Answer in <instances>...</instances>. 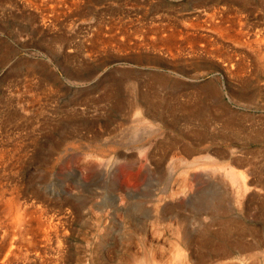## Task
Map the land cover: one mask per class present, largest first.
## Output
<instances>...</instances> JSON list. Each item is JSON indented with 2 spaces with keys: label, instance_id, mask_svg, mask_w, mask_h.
<instances>
[{
  "label": "rangeland",
  "instance_id": "rangeland-1",
  "mask_svg": "<svg viewBox=\"0 0 264 264\" xmlns=\"http://www.w3.org/2000/svg\"><path fill=\"white\" fill-rule=\"evenodd\" d=\"M0 150V264H264V0H0Z\"/></svg>",
  "mask_w": 264,
  "mask_h": 264
},
{
  "label": "bare ground",
  "instance_id": "bare-ground-1",
  "mask_svg": "<svg viewBox=\"0 0 264 264\" xmlns=\"http://www.w3.org/2000/svg\"><path fill=\"white\" fill-rule=\"evenodd\" d=\"M219 11V10H218ZM45 13V12H44ZM208 16V15H207ZM222 18V17H221ZM215 19V18H214ZM205 21V20H204ZM194 22V21H193ZM186 23V22H185ZM212 23V25H213V22H211ZM210 23V24H211ZM194 24H196V23H194ZM193 24V26H196V25H194ZM217 24L218 23H216V26H217ZM199 25H200V23H199ZM219 25V24H218ZM221 25H222V23H221ZM183 26V25H182ZM213 27V29L215 28L216 29V27L215 26H212ZM224 27V26H223ZM191 28V27H190ZM210 28V27H209ZM219 29H220V27H218ZM217 28V29H218ZM163 29V28H162ZM212 29V30H213ZM223 29H225V28H223ZM222 29V30H223ZM230 29V28H229ZM173 30H174V27H173ZM221 30V31H222ZM169 31V30H168ZM178 31V30H177ZM220 31V30H219ZM226 31H228V30H226ZM225 31V32H226ZM184 32V31H183ZM194 32V31H193ZM236 32V31H235ZM161 33H163V32H161ZM170 33V32H169ZM171 33H172V31H171ZM166 34V35H168V37L167 36H165L164 38H166V44H169V48H172L174 45H172V40H173V34ZM178 33V32H177ZM186 33V32H185ZM229 33V32H228ZM228 33H227V35H228ZM160 34V33H159ZM183 34V33H182ZM189 34V33H188ZM187 34V35H188ZM231 34V33H230ZM235 34V33H234ZM175 35V34H174ZM186 35V36H187ZM210 35V34H209ZM222 35V34H221ZM241 35V34H240ZM162 36V35H161ZM181 37H182V35H180ZM207 36V35H206ZM205 36V37H206ZM232 36V35H231ZM178 37V36H177ZM213 37V36H212ZM234 37V36H233ZM158 39L160 38H162V37H157ZM218 38V37H217ZM229 38V37H228ZM159 39V40H160ZM176 39V38H175ZM189 40H190V38H188ZM196 39V38H195ZM226 39V38H225ZM230 39V38H229ZM232 39V38H231ZM158 40V41H159ZM164 40V39H163ZM194 40V39H193ZM199 40V39H198ZM202 40V39H201ZM205 40H206V38H205ZM232 40H234V39H232ZM251 40V39H250ZM162 41V40H161ZM176 41V40H175ZM174 41V42H175ZM191 41V40H190ZM235 41H239L238 39L237 40H235ZM243 41V40H242ZM155 42V41H154ZM165 42V41H164ZM176 42H178V41H176ZM196 43H197V41H195ZM208 42V41H207ZM206 42V43H207ZM162 43V42H161ZM201 43V42H200ZM219 43V42H218ZM154 44V43H153ZM163 44V43H162ZM165 44V43H164ZM175 44V43H174ZM208 44V43H207ZM215 44V43H214ZM251 44V43H250ZM253 44V43H252ZM176 45V44H175ZM192 46H194V44H191ZM195 45H197V44H195ZM204 45H205V43H204ZM212 45V44H211ZM154 46V45H153ZM157 46V45H156ZM220 46V45H219ZM179 47V46H178ZM180 47H181V45H180ZM189 47V46H188ZM195 47V46H194ZM208 47V46H207ZM207 47H206V49H207ZM229 47V46H228ZM167 48V47H166ZM198 48V47H197ZM199 48H201V46H199ZM203 48H205V47H203ZM214 48H215V45H214ZM208 49H211V47L210 48H208ZM233 49V48H232ZM198 50V49H197ZM212 50V49H211ZM216 50H217V48H216ZM220 50H222V49H220ZM219 50V51H220ZM171 51H172V49H171ZM173 51H174V48H173ZM178 51V50H177ZM176 51V52H177ZM180 51V50H179ZM178 51V52H179ZM195 51V50H194ZM206 51V50H205ZM210 51V50H209ZM208 51V52H209ZM213 51V50H212ZM170 52V51H169ZM182 52V51H181ZM208 52H207V54H208ZM214 52V51H213ZM221 52V51H220ZM219 52V53H220ZM224 52V51H223ZM230 52H231V50H230ZM4 53V52H3ZM194 53V52H193ZM196 53V52H195ZM212 53V52H211ZM225 53V52H224ZM229 53V52H228ZM243 53V52H242ZM171 54H173L172 52H171ZM176 54V53H175ZM231 55H232V52L230 53ZM229 54V55H230ZM236 53H234V55H235ZM237 54H239V53H237ZM211 56V55H210ZM218 56V55H217ZM220 56V55H219ZM218 56V57H219ZM221 56H223V55H221ZM244 56V55H243ZM214 57V56H213ZM226 57V56H225ZM231 57V56H230ZM227 58H229V57H227ZM230 59V58H229ZM233 59V58H232ZM235 60V59H234ZM254 60V59H253ZM231 61V60H230ZM233 61V60H232ZM235 61H237L238 62V60H235ZM240 63V62H239ZM259 64V63H258ZM234 65V64H233ZM236 65V64H235ZM236 67L238 68V65H236L235 66V69H236ZM243 67V66H242ZM241 67V68H242ZM246 68V67H245ZM234 70V69H233ZM237 70H240V68H238ZM237 70H235V71H237ZM233 72V71H232ZM154 74V73H153ZM158 74V73H157ZM237 74V73H236ZM160 75V74H159ZM158 76V75H157ZM151 78H153V77H151ZM166 78V77H165ZM159 79V78H158ZM150 80V79H149ZM152 80V79H151ZM165 80V79H164ZM168 81V80H167ZM156 82H158V81H156ZM161 82H162V80H161ZM167 83V82H166ZM173 83V82H172ZM163 84V83H162ZM171 85V84H170ZM207 85H209V84H207ZM246 85V84H245ZM212 88V87H211ZM205 90V89H204ZM209 92V91H208ZM257 93V92H256ZM146 94V93H145ZM148 94V93H147ZM152 95V94H151ZM243 95V94H242ZM146 96V95H145ZM148 96V95H147ZM171 96V95H170ZM141 97V96H140ZM151 97V96H150ZM153 98H155L154 96H153ZM149 99V98H148ZM151 100H153V99H151ZM162 100V99H161ZM163 101V100H162ZM136 102V101H135ZM160 102V101H159ZM134 103V102H133ZM138 103V102H137ZM161 103V102H160ZM167 103V102H166ZM140 104V103H139ZM138 104V105H139ZM142 104H144V103H142ZM141 104V105H142ZM150 104H152L151 103V101H150ZM156 104V103H155ZM163 104V103H162ZM168 104V103H167ZM175 104V103H174ZM137 105V106H138ZM140 105V106H141ZM145 105V104H144ZM154 105V104H153ZM153 105H151V106H153ZM170 105V104H169ZM172 105V104H171ZM140 106H138V107H140ZM143 106V105H142ZM158 106V105H157ZM162 106V105H161ZM175 106V105H174ZM163 107V106H162ZM136 108V107H135ZM145 108V107H144ZM150 108V107H149ZM160 108V107H159ZM151 109V108H150ZM153 109V108H152ZM183 109V108H182ZM199 109V108H198ZM156 110V109H155ZM160 110V109H159ZM173 110V109H172ZM193 110V109H192ZM191 110V112H193ZM151 111V110H150ZM158 111V110H157ZM156 111V112H157ZM188 111V110H187ZM201 111V110H200ZM147 112H149V110L147 111ZM184 112H185V110H184ZM196 113V112H195ZM220 114V113H219ZM222 114V113H221ZM154 115V114H153ZM161 115V114H160ZM188 115H190L189 113H188ZM196 115V114H195ZM165 116V115H164ZM193 116V115H192ZM155 118H156V116H155ZM158 118V117H157ZM233 120V119H232ZM228 122H229V120H228ZM238 123V122H237ZM225 124V123H224ZM239 125H240V123H239ZM237 128V127H236ZM235 128V129H236ZM204 129V128H203ZM1 151V150H0ZM4 150H3V153H2V155L4 156ZM1 155V156H2ZM7 155V154H6ZM8 156V155H7ZM183 159V158H182ZM187 161V160H186ZM185 161V162H186ZM233 170V169H232ZM232 170H228L227 172L229 173V171H232ZM233 172V171H232ZM231 172V173H232ZM241 173V172H240ZM226 174V173H225ZM234 175H235V173H234ZM233 178H234V176H233ZM3 181V180H2ZM3 184H4V182H3ZM241 185V184H240ZM239 187V186H238ZM5 188V187H4ZM2 189V188H1ZM14 189V188H13ZM9 189H7V191H8ZM6 191V192H7ZM13 192H14V190H12ZM2 192H4L3 190H2ZM10 192V191H9ZM238 193V192H237ZM9 194V193H8ZM2 195V194H1ZM7 195V194H6ZM16 195V194H15ZM215 195H217V194H215ZM3 196V195H2ZM2 196H0V197H2ZM11 196V195H10ZM14 196V195H13ZM4 197V196H3ZM18 197V196H17ZM16 197V198H17ZM11 198V197H10ZM213 198V197H212ZM4 199L6 200V197H4ZM18 199V198H17ZM2 199H0V203H2V201H1ZM5 200H3L4 202H5ZM11 200V199H10ZM164 200V199H163ZM7 202H8V199H7ZM6 202V203H7ZM16 203V202H15ZM21 203V202H20ZM3 204V203H2ZM2 204H0V205H2ZM5 204V203H4ZM10 203L8 202L7 204H6V206H8V207H11L13 204H14V202H11V206L9 205ZM14 205H16V204H14ZM21 205H22V203H21ZM113 206V207H112ZM223 206L224 205H222L219 201H216L213 205H212V212L213 213H215V214H212V217H213V219H215L218 223H219V228H217L215 231H213L212 233H211V230L209 231L211 234H206V232L205 233H201V232H199L200 234H198V235H195V237H194V241H195V243L198 245V246H206V245H211V246H213V248H211V249H209V250H207V252H203L200 256H199V260H204L205 258H206V254H208V253H210L211 254V250H212V252H215V253H217V254H227V253H229L230 252V248L228 249V247H226V239H227V237H228V235H229V232H230V230H231V223L229 222V220L225 217V216H223L224 214H220L219 212H220V210H221V208H222V210H224L225 211V209L223 208ZM115 208V205H111L110 206V208ZM0 208H1V206H0ZM7 208V207H6ZM13 208V207H12ZM23 208V207H22ZM22 208L20 207V205H16L15 207H14V209H15V214H14V217H15V219H14V225H13V223H11V222H13V221H8L7 222V220H6V222L9 224V222L13 225V226H10V224L9 225H6V226H9V228L10 229H8L7 228V235H6V237L9 235V240L10 241H8L7 240V242H9L8 243V246L6 247V255H8V254H11V253H16L19 249H20V247H22V242H23V239H24V234L25 233H28V228H25V227H23V226H21V225H19L20 224V221L24 218V215H23V213H22V211L24 210H22ZM27 208V207H26ZM29 208V207H28ZM31 208H29V209H27V210H30ZM116 209V208H115ZM1 210H4V207L1 209ZM0 210V211H1ZM12 210V212H13V209H11ZM32 210V209H31ZM35 210V209H34ZM5 211V210H4ZM10 211V210H9ZM9 211H8V213H9ZM33 211V210H32ZM111 211V210H110ZM227 211V210H226ZM2 212L3 211H1V213H0V215L2 214ZM11 212V211H10ZM30 212V211H29ZM113 212V211H112ZM223 212V211H222ZM6 213H7V211H6ZM6 213H5V215H6ZM7 213V214H8ZM26 213V212H25ZM31 214V213H30ZM220 214V215H219ZM226 214H228L227 212H226ZM10 215V214H9ZM11 215H12V213H11ZM11 215H10V217H11ZM27 215H29V214H27ZM26 215V216H27ZM230 215V214H229ZM26 216H25V218H26ZM5 217V216H4ZM32 217V216H31ZM34 217V216H33ZM3 218V217H2ZM9 218V217H8ZM42 218V217H41ZM11 219V218H10ZM33 219H35V217L34 218H32V220ZM43 219V218H42ZM13 220V219H12ZM25 220V219H24ZM24 220H23V222H24ZM28 220L29 219H27V222H28ZM31 220V219H30ZM36 220V219H35ZM44 220V219H43ZM41 222H40V224L43 222L42 220H40ZM232 221V220H231ZM5 222V221H4ZM3 222V223H4ZM26 222V221H25ZM22 223V222H21ZM31 223V222H30ZM2 224V223H1ZM24 224H26V223H24ZM28 224H29V222H28ZM27 224V225H28ZM35 224V223H34ZM40 224H38V225H40ZM4 225V224H3ZM23 225V224H22ZM26 225V226H27ZM30 225V224H29ZM5 226V227H6ZM32 227V226H31ZM1 229H2V227H0ZM30 228V227H29ZM3 229H4V227H3ZM6 229V228H5ZM31 229V228H30ZM207 230H208V228H206ZM33 230V229H32ZM34 231V230H33ZM202 231V230H201ZM5 232V231H4ZM9 232V233H8ZM188 232V231H187ZM187 232L185 233L184 232V234H183V240H184V242H186V243H190L189 242V240H191V239H189L190 237H189V235L187 234ZM208 232V233H209ZM0 233H2V232H0ZM180 233V232H179ZM3 234V233H2ZM1 234V235H2ZM46 234V233H45ZM194 235V234H193ZM21 236H22V238H21ZM181 237V236H180ZM4 238H5V236H4ZM3 238V239H4ZM8 238V237H7ZM7 238H5V239H7ZM0 239H1V236H0ZM5 239H4V241H5ZM1 241V240H0ZM4 241L3 242H1V243H4ZM192 241V240H191ZM229 241V240H228ZM7 242H5V243H7ZM193 242V241H192ZM231 242V241H230ZM0 243V245H2ZM59 243V242H58ZM240 244V243H239ZM185 245V244H184ZM193 245V244H192ZM186 246V245H185ZM210 246V247H211ZM240 246H242V245H240ZM3 247V246H2ZM1 247V248H2ZM5 247V246H4ZM4 247H3V250H4ZM190 247V246H189ZM189 247H188V249H189ZM195 247V246H194ZM183 248V247H182ZM191 249V248H190ZM195 249V248H194ZM5 250H4V252H5ZM17 250V251H16ZM205 250V249H204ZM1 251V250H0ZM232 251V250H231ZM234 251H236V250H234ZM254 251V250H253ZM2 252V251H1ZM3 252V253H4ZM190 253H191V251H189ZM239 252V251H238ZM234 253V252H233ZM249 253V252H248ZM258 253V252H257ZM176 254V253H175ZM192 254V253H191ZM250 254V253H249ZM252 254V253H251ZM0 255H2V253H0ZM195 255V254H194ZM9 256H11V255H9ZM196 256V255H195ZM256 256V255H255ZM254 256V257H255ZM258 256V255H257ZM1 257V256H0ZM5 258V257H4ZM4 258H3V260H4ZM9 258V257H8ZM214 258V257H213ZM258 258H260L259 256H258ZM258 258L256 259V261L258 260ZM133 259V258H132ZM142 259V258H141ZM177 259V258H176ZM193 259V258H192ZM254 259V258H253ZM254 259V260H255ZM262 259V258H261ZM190 260V259H189ZM188 260V261H189ZM233 260V259H232ZM231 260V261H232ZM263 260H264V253H263ZM8 261V260H7ZM133 261V260H132ZM210 261V260H209ZM227 261V260H226ZM230 261V262H231ZM249 262L250 261H252V260H248ZM259 261V260H258ZM134 262V261H133ZM186 262V261H185ZM223 262H225L224 260H223ZM228 262V261H227ZM233 262V261H232ZM235 262H236V260H235ZM234 262V263H235ZM263 262V261H262ZM188 263V262H187ZM186 263V264H187ZM209 263V262H208ZM211 263V262H210ZM259 263H260V261H259ZM192 264H194L193 262H192ZM203 264H205V263H203ZM207 264V263H206ZM220 264V263H219ZM228 264V263H227ZM231 264V263H230ZM239 264V263H238ZM249 264V263H248ZM252 264V263H251ZM253 264H254V262H253ZM263 264V263H262Z\"/></svg>",
  "mask_w": 264,
  "mask_h": 264
}]
</instances>
